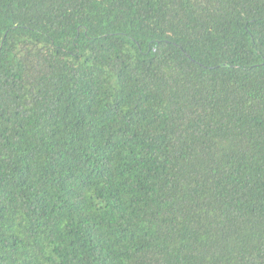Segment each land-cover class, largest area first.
Segmentation results:
<instances>
[{
  "label": "trees",
  "instance_id": "obj_1",
  "mask_svg": "<svg viewBox=\"0 0 264 264\" xmlns=\"http://www.w3.org/2000/svg\"><path fill=\"white\" fill-rule=\"evenodd\" d=\"M0 264H264V0H0Z\"/></svg>",
  "mask_w": 264,
  "mask_h": 264
}]
</instances>
